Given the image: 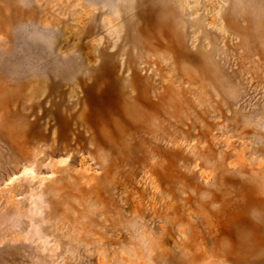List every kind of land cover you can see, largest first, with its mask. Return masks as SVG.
<instances>
[{"label":"rangeland","instance_id":"1","mask_svg":"<svg viewBox=\"0 0 264 264\" xmlns=\"http://www.w3.org/2000/svg\"><path fill=\"white\" fill-rule=\"evenodd\" d=\"M0 264H264V0H0Z\"/></svg>","mask_w":264,"mask_h":264}]
</instances>
